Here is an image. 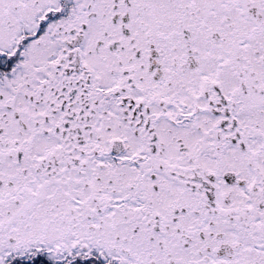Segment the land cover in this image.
<instances>
[{
  "label": "snow or ice",
  "instance_id": "obj_1",
  "mask_svg": "<svg viewBox=\"0 0 264 264\" xmlns=\"http://www.w3.org/2000/svg\"><path fill=\"white\" fill-rule=\"evenodd\" d=\"M0 264H264V0H0Z\"/></svg>",
  "mask_w": 264,
  "mask_h": 264
}]
</instances>
